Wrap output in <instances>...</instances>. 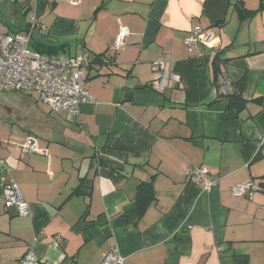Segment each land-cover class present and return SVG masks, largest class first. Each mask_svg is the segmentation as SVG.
<instances>
[{"label": "crops", "instance_id": "obj_1", "mask_svg": "<svg viewBox=\"0 0 264 264\" xmlns=\"http://www.w3.org/2000/svg\"><path fill=\"white\" fill-rule=\"evenodd\" d=\"M16 5L18 25L6 18ZM239 6L257 12L242 19ZM34 14L32 40L81 54L94 100L72 116L14 91L37 95L23 125L2 121L0 103V264L28 252L39 264H98L114 246L125 264H236L234 254L264 264V190L231 193L264 182V0H5L1 32L26 33ZM195 25L215 34L219 72L242 85L243 103L218 95L216 55L184 42ZM121 26L130 33L115 50ZM161 57L178 75L162 91ZM28 137L40 151L23 150ZM195 166L211 189L187 178ZM10 179L29 216L6 207ZM147 181L155 198L140 214Z\"/></svg>", "mask_w": 264, "mask_h": 264}, {"label": "built area", "instance_id": "obj_2", "mask_svg": "<svg viewBox=\"0 0 264 264\" xmlns=\"http://www.w3.org/2000/svg\"><path fill=\"white\" fill-rule=\"evenodd\" d=\"M70 1L78 3L80 0ZM37 25V18L34 17L26 33L0 31V93L14 91L36 93L52 111H64L72 116H78L82 105L94 100L86 87L83 56L76 54L64 57L43 53L33 48L31 42ZM129 33L127 26H121L113 45L115 50L125 47ZM184 42L191 48L202 42L212 54L217 53L218 39L211 30L201 25H195L184 38ZM154 64L161 70V76L155 85L157 90H164L170 80H178V75H171L166 68L165 58H158ZM215 80L219 96L228 97L234 94V82L226 72L217 73ZM23 150L40 151L34 137L26 139ZM187 178L204 190L211 189L216 183L209 177V170L206 166L191 168L187 173ZM262 190H264L263 181L249 180L231 186V193L238 197ZM4 198L6 207H15L19 215H30L29 202L24 198L15 180L10 179L5 183ZM39 261L33 252H28L21 258L20 264H39ZM98 264H125V257L119 248L114 246Z\"/></svg>", "mask_w": 264, "mask_h": 264}, {"label": "rangeland", "instance_id": "obj_3", "mask_svg": "<svg viewBox=\"0 0 264 264\" xmlns=\"http://www.w3.org/2000/svg\"><path fill=\"white\" fill-rule=\"evenodd\" d=\"M4 1L5 0H0V3ZM7 9L9 10L8 7ZM22 16L20 8L16 5V7H14V16L6 15V18L9 17L8 20H12L14 18V23H16L15 25H18V19ZM34 17H36V14L32 16V18ZM10 28L11 27L0 20V31H7V29L9 30ZM31 95L32 98H30L29 94L23 92L1 93L0 103L2 105L3 112L1 120L9 124L14 123L15 125H23V123L32 120L31 105L35 104L34 98L37 97V95ZM5 106L7 108H5Z\"/></svg>", "mask_w": 264, "mask_h": 264}, {"label": "trees", "instance_id": "obj_4", "mask_svg": "<svg viewBox=\"0 0 264 264\" xmlns=\"http://www.w3.org/2000/svg\"><path fill=\"white\" fill-rule=\"evenodd\" d=\"M239 11L242 19H245L247 17L253 16L257 10H247L244 6H239ZM31 46L35 48L36 50L43 52V53H48V54H55L56 52L51 50V49H45L42 47V45L36 43L35 39L33 38L31 42ZM215 59H214V65H215V70L216 74L219 73V54H215ZM100 56V55H99ZM99 56L97 58H99ZM235 85V84H234ZM241 89L242 85H235V92L234 94L228 96L232 100H234L235 103H243L244 101L241 100ZM155 198V192H154V187L153 183L151 181L147 182H142L138 186V192L136 195V200H137V206H138V211L139 213H143L147 206L150 204L152 200ZM234 260L236 264H248V259L246 255H241V254H234Z\"/></svg>", "mask_w": 264, "mask_h": 264}]
</instances>
